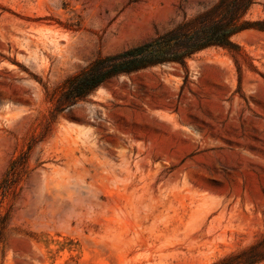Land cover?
<instances>
[{
	"label": "rangeland",
	"instance_id": "rangeland-1",
	"mask_svg": "<svg viewBox=\"0 0 264 264\" xmlns=\"http://www.w3.org/2000/svg\"><path fill=\"white\" fill-rule=\"evenodd\" d=\"M213 1L0 0V264H213L260 248L263 31L56 108L68 75Z\"/></svg>",
	"mask_w": 264,
	"mask_h": 264
},
{
	"label": "trees",
	"instance_id": "trees-1",
	"mask_svg": "<svg viewBox=\"0 0 264 264\" xmlns=\"http://www.w3.org/2000/svg\"><path fill=\"white\" fill-rule=\"evenodd\" d=\"M258 0H215L210 5L180 20L165 31L121 51L98 55L80 71L68 75L62 82L57 98L58 110L84 98L98 85L119 74L177 63L185 65L195 53L209 47L238 50L233 36L245 30L264 32V18L251 19L248 14ZM243 251L246 256L225 257L213 264H254L264 259V240Z\"/></svg>",
	"mask_w": 264,
	"mask_h": 264
},
{
	"label": "bare ground",
	"instance_id": "bare-ground-1",
	"mask_svg": "<svg viewBox=\"0 0 264 264\" xmlns=\"http://www.w3.org/2000/svg\"><path fill=\"white\" fill-rule=\"evenodd\" d=\"M22 34H23V38H24L25 40H26V39H29V38H28V34H27L26 32H23ZM261 38H262V37H261ZM212 68H213V67H212Z\"/></svg>",
	"mask_w": 264,
	"mask_h": 264
}]
</instances>
